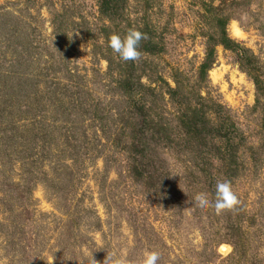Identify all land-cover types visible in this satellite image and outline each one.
<instances>
[{
    "label": "rangeland",
    "instance_id": "obj_1",
    "mask_svg": "<svg viewBox=\"0 0 264 264\" xmlns=\"http://www.w3.org/2000/svg\"><path fill=\"white\" fill-rule=\"evenodd\" d=\"M98 3L0 0L4 26L0 29V116L9 114L10 123L0 119V138L17 139L11 150H0V219L8 210L18 215L23 199L32 212L29 226L40 235L47 264H55L51 255L64 239L62 229L70 212L78 218V227L73 230L76 244L70 252L74 253L68 254L73 257L80 250L87 264H103L95 258L94 252L100 250L105 256L123 255L135 264L145 249L160 253L158 264H237L238 260H229L234 251L227 227L229 213L217 214L212 207L201 210L188 203L202 193L214 201L216 182L227 180L218 156L206 157L212 163L210 188L207 172L195 165L193 153L154 145L152 157L156 163L161 161L165 182L152 189L134 180L127 171L126 155L114 147V134L123 131L128 138L136 118L109 76L107 60L112 53L100 30L145 28L158 38L162 49L148 57L146 74L157 77L152 85L156 97L149 96L148 102L155 103L153 116L170 127L176 142L184 137L178 127L184 107L168 92L178 87L190 106L198 96L210 107L221 105L234 124L233 135L244 138L238 150L242 166L229 182L239 200L248 257L264 264V131L263 115L255 107L254 82L240 68L234 52L217 46L214 66L201 87H195L208 37L218 35L219 17L228 18L229 38L257 59L264 76V0H235L222 8L218 0H126L125 21L119 27L101 17ZM7 28L14 30L16 40L4 37ZM18 57L24 60L22 67L16 65ZM18 75L28 80L27 93L16 103L13 96L6 102L8 89L2 97L3 84L10 87ZM142 82L147 84V77ZM214 118L211 115L213 123ZM27 136L29 140L21 141ZM64 173H72V179L67 181ZM1 246L0 241V264H8Z\"/></svg>",
    "mask_w": 264,
    "mask_h": 264
},
{
    "label": "trees",
    "instance_id": "obj_2",
    "mask_svg": "<svg viewBox=\"0 0 264 264\" xmlns=\"http://www.w3.org/2000/svg\"><path fill=\"white\" fill-rule=\"evenodd\" d=\"M235 0H218L220 2V8L229 6V3H233ZM125 5L126 0H99L98 11L104 20L119 27L125 21ZM2 19L0 18V29L2 26ZM217 27L219 31L218 35H211L208 37V44L206 45L205 59L198 69V81L195 84L196 88H200L204 80L205 75L211 70L216 61L215 48L222 46L226 50H230L237 55L240 68L244 70L248 76H250L254 82L256 88V109L261 111L262 116V131H264V76L260 74V67L258 66L257 59L250 55L247 49L240 47L235 41L229 38L226 32V24L228 22L227 17L217 18ZM109 27H104L100 30L102 37L107 41L112 34H118L121 37L131 29V26L122 28L113 33ZM140 31L144 38L140 41L138 51L140 57L136 61H123L119 56L114 53L111 48V58H108V70L109 76L112 77L113 82L116 85L117 90H120L127 98V103L130 107V112L133 117L136 118V123L132 126L130 136L126 138L124 132H117L114 134L113 144L115 148H120L121 152L126 155L127 159V171L131 174L136 182L144 181V185L148 188L154 189L157 185H163L165 182L164 170L160 165V160L156 163L152 157L154 152V145H163L165 147L173 146L174 148L181 147L183 152L193 153L195 155V162L202 171L207 172L208 177L213 188L214 179L212 178V163L206 158L208 154H214L218 156L223 166V174L226 175L227 180L230 181L235 177L236 171L242 166L238 161V150L240 143L244 139L242 135H233L235 131L234 124L231 123L230 118L225 116L224 109L221 105L213 104L212 107L205 103L204 98L198 96L195 105L190 106L189 101L185 98L183 88L170 89L168 94L171 99L183 106L179 115V128L183 132V140L176 142L172 136L170 127L161 119L155 118L152 114V107L155 103L148 102L149 96H155L157 92L156 87L152 85L156 83V75L146 74L149 69L148 57L158 55L162 49L160 48V42L157 40L152 32L147 29H135ZM14 30H6L4 37L11 40ZM2 36V33H0ZM18 41V40H17ZM19 46V45H18ZM141 56H147V58L141 59ZM16 65L22 67L24 60L22 57L16 58ZM147 77L148 83L144 84L142 79ZM28 80L23 79V75H18L17 79L11 83L10 87L3 84V95L5 88L8 89L7 96H4L6 102L13 96V100L24 99L23 95L27 93L28 86L26 85ZM29 84V83H28ZM0 85H2L0 80ZM11 95H8L9 93ZM183 94H182V93ZM16 103V101H15ZM189 105V106H188ZM28 113V110H26ZM208 114L210 116H208ZM0 115H2L0 113ZM8 115L7 113H3ZM211 115H214V123L211 121ZM6 124H10L6 119ZM21 117V116H20ZM10 119V118H9ZM3 125L0 124V128ZM8 129V128H7ZM9 130V129H8ZM4 131V130H3ZM7 135L6 133H4ZM241 138L237 143L236 138ZM30 138H22L21 141H27ZM17 139L15 137L0 138V150L2 153H6L13 148V143ZM77 142L76 140H74ZM216 141V142H215ZM217 141L223 143V148L220 147ZM45 144V142H43ZM77 147V146H76ZM264 150V142L261 145ZM207 154V155H206ZM197 159V160H196ZM157 160V159H156ZM72 162H75L73 158ZM206 166V167H205ZM67 181L72 179L73 174L64 173ZM210 176V177H209ZM29 181V180H28ZM27 181V182H28ZM215 191V190H213ZM212 191V192H213ZM30 192V190H29ZM213 192L212 194H214ZM214 196V195H213ZM19 206L20 213L15 215L12 211L2 212L0 219V241L2 243L3 257L8 259V264H47L45 259L42 258V250L40 242V235L36 228L29 226V223L33 221L32 212L30 208L26 206L23 199L20 200ZM61 210V208H58ZM229 213V224L227 225L228 231H230V241L234 246V251L229 257V260H238L237 264H259L256 259H249V246L245 240V232L240 223L241 213L238 205L231 210H226ZM34 214V213H33ZM27 215V216H26ZM23 216V217H22ZM234 217V219H233ZM25 218V219H24ZM74 218V219H73ZM246 218V216L244 217ZM67 219V218H66ZM233 219V220H232ZM78 218H75L73 212L68 214L66 225L62 229L63 241H58L57 251L51 256L55 259V264H87L88 261L81 254L80 250L73 257L68 253H74L76 244V237L73 235L78 227ZM99 222L100 219L97 218ZM249 221V219L245 220ZM251 222H255V219L251 218ZM67 232V234H63ZM82 241V239H81ZM63 243V244H61ZM54 248V247H53ZM52 248V249H53ZM55 249V248H54ZM71 249V250H69ZM77 251L78 249L75 248ZM95 251V258L99 257L102 261L105 255L101 250ZM71 256L69 260L67 257Z\"/></svg>",
    "mask_w": 264,
    "mask_h": 264
},
{
    "label": "clouds",
    "instance_id": "obj_3",
    "mask_svg": "<svg viewBox=\"0 0 264 264\" xmlns=\"http://www.w3.org/2000/svg\"><path fill=\"white\" fill-rule=\"evenodd\" d=\"M144 38L143 34L135 29H129L122 37L118 34H112L108 38V46L123 61H136L140 57L138 51L139 43ZM192 207L206 210L209 207L214 208L217 214L224 210H231L239 204V200L232 190L231 183L228 180L217 181L215 184L214 201H210L207 194H198L190 197L188 202ZM189 211L191 209H188ZM93 259V258H92ZM160 253L145 249L141 252L140 258L135 264H158ZM94 262H96L93 259ZM103 264H130L123 255L109 253L105 256Z\"/></svg>",
    "mask_w": 264,
    "mask_h": 264
},
{
    "label": "bare ground",
    "instance_id": "obj_4",
    "mask_svg": "<svg viewBox=\"0 0 264 264\" xmlns=\"http://www.w3.org/2000/svg\"><path fill=\"white\" fill-rule=\"evenodd\" d=\"M233 30H234V32H233V33H234L235 35H237V36H238V35H239V31H238L236 28H235V29H233Z\"/></svg>",
    "mask_w": 264,
    "mask_h": 264
}]
</instances>
